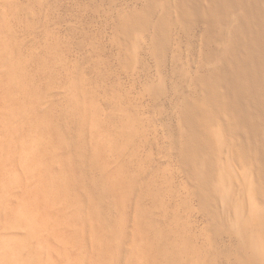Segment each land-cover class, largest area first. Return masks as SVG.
<instances>
[{
	"label": "rangeland",
	"instance_id": "1",
	"mask_svg": "<svg viewBox=\"0 0 264 264\" xmlns=\"http://www.w3.org/2000/svg\"><path fill=\"white\" fill-rule=\"evenodd\" d=\"M142 6V0H0V108L15 101L21 107L23 83L25 134L34 128L45 139V163L35 162L36 171L47 164L61 196L54 209L44 207L49 214L41 210L38 223L48 214L54 224L48 236L28 240L25 221L13 219L20 188L10 198L0 189V264H27L44 239L40 264H166V254H175L176 264H227L216 254L228 240L210 239L174 144L175 111L191 91L206 26L197 19L188 32L174 25L160 62L148 32L140 47L139 32L126 44L117 36L121 17ZM160 13L158 7L150 16L151 26ZM136 48L139 57H132ZM81 154L96 160L113 197L111 226L100 222ZM227 156L224 148L221 160ZM58 211L65 214L60 224Z\"/></svg>",
	"mask_w": 264,
	"mask_h": 264
},
{
	"label": "bare ground",
	"instance_id": "2",
	"mask_svg": "<svg viewBox=\"0 0 264 264\" xmlns=\"http://www.w3.org/2000/svg\"><path fill=\"white\" fill-rule=\"evenodd\" d=\"M142 2L141 9L121 17L117 36L126 44L139 32L135 42L140 47L148 32L152 54H157L160 62L169 29L180 25L188 32L196 19L205 23L199 68L192 76L191 91L175 111L179 128L174 141L176 157L198 210L206 218L210 239L228 240L216 259L227 264H264V0ZM158 7L161 13L151 26L150 16ZM137 51L133 50L132 57H139ZM5 73L11 72L6 69ZM25 90L21 83V107L16 108L15 101L0 108V165L3 160L5 170L0 172V189L10 198L20 188L13 219L25 221L28 240H42L50 232L49 225L54 226L44 207L54 209L61 196H55L56 176L48 172L47 164L42 173L36 171L35 162L45 163L40 154L45 139L34 128L25 134L29 126L23 108ZM224 148L228 156L221 160ZM80 158L88 159L84 173L102 208L100 222L111 226L113 197L97 173L96 160L85 154ZM41 210L48 213L42 225L38 223ZM56 214L55 221L60 224L65 214ZM26 238H22L23 244ZM40 242L35 254L27 255V264H40L45 239ZM164 259L166 264L177 262L175 254H166Z\"/></svg>",
	"mask_w": 264,
	"mask_h": 264
}]
</instances>
